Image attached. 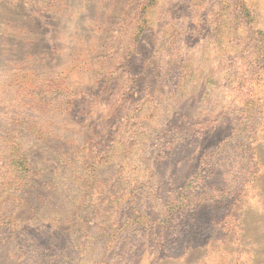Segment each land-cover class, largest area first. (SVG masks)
I'll use <instances>...</instances> for the list:
<instances>
[{
  "label": "rangeland",
  "instance_id": "1",
  "mask_svg": "<svg viewBox=\"0 0 264 264\" xmlns=\"http://www.w3.org/2000/svg\"><path fill=\"white\" fill-rule=\"evenodd\" d=\"M0 264H264V0H0Z\"/></svg>",
  "mask_w": 264,
  "mask_h": 264
}]
</instances>
